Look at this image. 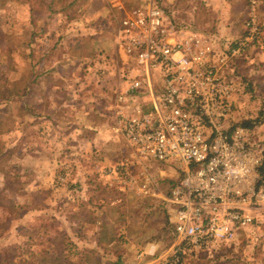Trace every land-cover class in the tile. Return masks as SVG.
I'll use <instances>...</instances> for the list:
<instances>
[{
  "label": "rangeland",
  "instance_id": "1",
  "mask_svg": "<svg viewBox=\"0 0 264 264\" xmlns=\"http://www.w3.org/2000/svg\"><path fill=\"white\" fill-rule=\"evenodd\" d=\"M126 1L129 5L136 0ZM46 5L40 0H8L0 6V76L11 80L23 76L27 81L38 76L29 86V95L0 99V195L11 203L10 215L17 216L7 230H0V264H85L81 261L85 257H97L93 264H113L118 255L121 264H157L155 260L173 242L164 210L167 192L178 176L168 165L137 163L129 143L117 131L115 95L124 74L116 48L119 16L86 21L81 17L77 24L62 18L56 23ZM73 7L68 9L70 16ZM95 20L97 26L91 28H99L104 49L73 59L76 30ZM216 21L206 18L201 29L213 28L211 22ZM261 42L262 33L257 44L232 62L237 91L232 117L239 124L250 123L254 141L263 148L264 99L258 91L262 83L252 81L264 74V63L260 64L259 56L247 60ZM8 51L11 58L6 63ZM45 51L51 56L42 65L39 55ZM93 138L98 139L97 145L87 146ZM144 166L153 182L160 180L157 167L165 172L157 183V198L147 187L137 189L147 181ZM102 200L109 205L111 221L121 226L126 221L131 235L121 250L107 254L93 243ZM254 215L258 223L240 232L234 244L187 256L181 264H264V208H256ZM139 235L158 239L159 250L151 259L138 257Z\"/></svg>",
  "mask_w": 264,
  "mask_h": 264
},
{
  "label": "built area",
  "instance_id": "2",
  "mask_svg": "<svg viewBox=\"0 0 264 264\" xmlns=\"http://www.w3.org/2000/svg\"><path fill=\"white\" fill-rule=\"evenodd\" d=\"M243 25L233 41L199 34L153 0L118 20L124 74L115 95L117 131L137 163L168 165L178 176L165 200L173 242L157 264L231 246L258 223L255 209L264 208V185H258L264 149L251 127L233 120L232 62L262 33L255 0Z\"/></svg>",
  "mask_w": 264,
  "mask_h": 264
},
{
  "label": "crops",
  "instance_id": "3",
  "mask_svg": "<svg viewBox=\"0 0 264 264\" xmlns=\"http://www.w3.org/2000/svg\"><path fill=\"white\" fill-rule=\"evenodd\" d=\"M144 0H136L135 4L129 3L127 5L126 3L128 1L126 0H77L76 4L74 5V13L72 16L68 14V10H65L64 12H56L52 13L54 16V21L60 22L62 18L71 19V22H76L79 20V18L83 17V19L89 18V17H97L99 19L100 17L106 18L108 16L114 17L115 15H118L119 17L122 15V12L124 10L129 9L131 6L140 5L139 7H142ZM149 2L150 0H146ZM256 1V15L257 19L261 25L262 28V46L256 53H252V55L249 57L250 59L247 60H257V57L259 56L260 64H263L264 62V0H255ZM157 2L161 3L163 6V10L168 14V16H172L174 20L176 21L179 26L186 28L187 30H191L193 32H197L199 34L203 35H213L217 38L227 39L228 41H233L239 38L244 30V21L248 15V8H249V0H158ZM212 6V7H211ZM118 17V19H119ZM78 18V19H76ZM210 19H216L215 23L211 22V25L213 24L216 28H210L208 30L201 29V26L204 24V20ZM76 19V20H75ZM74 20V21H73ZM89 24L85 28H80V32L76 30L75 37H77L75 44L71 45V51H73L74 55L72 56L73 59L77 58H85L86 56H92L94 53H96V50L104 49L103 47H100V35L98 34L99 28L92 29V26L96 25V20L91 22H88ZM77 24V22H76ZM59 27V24H57ZM93 27V28H94ZM197 29H196V28ZM63 27H61L62 29ZM201 30H200V29ZM216 31V32H215ZM83 32V33H82ZM83 38H91L89 39L90 42V49L87 50V52H83V50L79 51V45L80 40ZM104 41H101V44H103ZM109 48V47H108ZM111 50H113L112 45L110 46ZM109 48V49H110ZM103 51V50H102ZM105 51V50H104ZM87 59V58H86ZM260 81L262 83V86L258 89L262 99H264V74L262 76L253 77L252 83H256ZM264 111V106L262 107ZM116 109V108H115ZM95 135V134H94ZM98 139H90L86 141L87 146L97 145L94 144ZM85 143V141H81ZM97 143V142H96ZM264 149V147H263ZM264 152V151H263ZM264 162V159H263ZM145 166H144V175L145 178L148 179L147 174L145 173ZM175 173V171H173ZM155 175L157 176V179H163V175H165V172L157 167L155 171ZM177 175V174H175ZM264 177V166H263V175L262 179ZM151 175H149V180H151ZM159 182H153L151 180L150 186H147L148 189H146L144 185L141 184V188H137L140 191L148 190V192H151V197H156L158 195V185ZM258 185H264L262 181L258 183ZM106 189V188H105ZM105 189L102 190V194L104 193ZM170 191V188L167 192V195ZM157 198V197H156ZM166 200V199H165ZM109 205H107V202L101 201L100 204H98V210H100V218L97 220V229H96V235L94 236L93 243L94 246L101 248V250H104L107 253L110 252H117L116 250H121V244L131 235L128 233V229L126 228V221H122L124 226H121L120 223L114 224L113 221H111V218L107 216V208ZM95 206H93V209H97ZM121 222V221H120ZM167 224V221L165 222ZM94 226V225H92ZM170 226V225H169ZM164 227V224L162 225ZM171 227V226H170ZM171 231L172 227H171ZM104 232L106 235H104ZM110 232V238L109 233ZM108 234V235H107ZM137 241L139 242L138 246V257H146L151 259L152 256H154L158 250H159V241L157 238L154 239H145L142 236L139 235L137 237ZM105 254V255H106ZM117 259L122 260V256L118 255Z\"/></svg>",
  "mask_w": 264,
  "mask_h": 264
},
{
  "label": "trees",
  "instance_id": "4",
  "mask_svg": "<svg viewBox=\"0 0 264 264\" xmlns=\"http://www.w3.org/2000/svg\"><path fill=\"white\" fill-rule=\"evenodd\" d=\"M7 1L8 0H0V6L5 4ZM40 1H42V3H44V2L47 3L46 7H47L49 13L52 14V13H56V12H64L65 10L71 9L76 4L77 0H40ZM55 5H58V7L56 6L57 8H55L54 7ZM89 39H91V38H83L82 37V39L80 40L81 43L79 45L80 46L79 51L83 50V52L86 53L87 50L90 49L89 44L91 41ZM29 43L30 42H27L25 45L22 44V47L28 46ZM4 54L6 57V63H8L9 59L11 58V52L8 51V52H5ZM50 56H51V54H49L47 51H45L44 53L39 55V61H41L42 65H43L44 62H46L47 60L50 59ZM4 66H7V64ZM39 75H40V73H39ZM37 77L38 76H35L32 80L27 81L23 76H21L20 78H17V79H13V80H11L7 77L0 76V99L5 100V99H8V97H15V96H23L24 97V96L29 95L30 94L29 86L38 81V80L36 81ZM243 125L247 126V127L251 126L250 123H248V124L246 123ZM2 133H3V130L0 129V135ZM0 152H1V147H0ZM263 159H264V152H263ZM263 159H262L261 166L259 167L258 183H260L262 181L263 166H264ZM172 184H171V186H172ZM4 199L5 198L2 195H0V230H1V232L7 230L9 225H10V222L17 218V216H11L10 215V213L12 212L10 210L12 205L10 202H4ZM164 212H165L167 220H168L167 208H165ZM2 217H4V218H2ZM168 223H169V220H168ZM169 225L171 226L170 223H169ZM104 235H106L105 232H104ZM96 259H97V257H96ZM96 259L91 258V257H85V258L81 259V261H83L85 264H93L94 262L92 263L91 260L95 261ZM43 260L45 261V257L42 259V262H43ZM47 260L49 261V259H47ZM50 263L53 264L52 262H50ZM113 264H120V260L117 259V261Z\"/></svg>",
  "mask_w": 264,
  "mask_h": 264
}]
</instances>
